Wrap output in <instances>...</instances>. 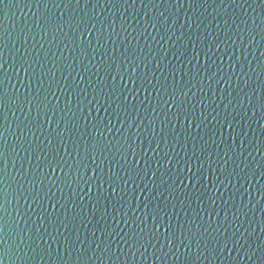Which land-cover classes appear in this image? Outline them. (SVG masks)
<instances>
[{"label": "water", "instance_id": "obj_1", "mask_svg": "<svg viewBox=\"0 0 264 264\" xmlns=\"http://www.w3.org/2000/svg\"><path fill=\"white\" fill-rule=\"evenodd\" d=\"M0 45V264H264V0H3Z\"/></svg>", "mask_w": 264, "mask_h": 264}, {"label": "snow or ice", "instance_id": "obj_2", "mask_svg": "<svg viewBox=\"0 0 264 264\" xmlns=\"http://www.w3.org/2000/svg\"><path fill=\"white\" fill-rule=\"evenodd\" d=\"M2 2L3 0H0V3ZM177 2H179V0H177ZM0 47H2V45H0ZM0 100H2V98H0ZM0 127H3V125L0 124ZM5 175H6L5 171L3 169H0V184H3L5 182ZM20 186L23 187V184H21ZM20 195H23V193L21 192ZM25 201L27 202V197H25ZM8 203H10V200L8 199V194L4 191L3 188H0V209H4V205ZM17 214L19 215V213ZM0 219H2V217H0ZM2 231H3V226L0 225V232ZM21 240H23V236H21ZM97 247H99V245H97ZM105 251H107V249Z\"/></svg>", "mask_w": 264, "mask_h": 264}]
</instances>
